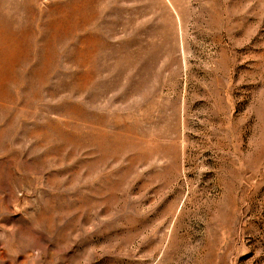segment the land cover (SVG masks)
Wrapping results in <instances>:
<instances>
[{
  "label": "rangeland",
  "instance_id": "obj_1",
  "mask_svg": "<svg viewBox=\"0 0 264 264\" xmlns=\"http://www.w3.org/2000/svg\"><path fill=\"white\" fill-rule=\"evenodd\" d=\"M0 264H264V0H0Z\"/></svg>",
  "mask_w": 264,
  "mask_h": 264
},
{
  "label": "bare ground",
  "instance_id": "obj_2",
  "mask_svg": "<svg viewBox=\"0 0 264 264\" xmlns=\"http://www.w3.org/2000/svg\"><path fill=\"white\" fill-rule=\"evenodd\" d=\"M92 64V63H91Z\"/></svg>",
  "mask_w": 264,
  "mask_h": 264
}]
</instances>
